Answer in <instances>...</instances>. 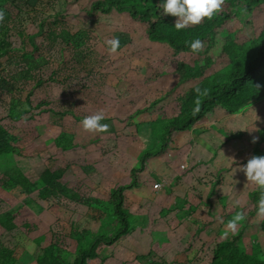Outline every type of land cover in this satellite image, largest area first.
<instances>
[{
	"label": "rangeland",
	"instance_id": "1",
	"mask_svg": "<svg viewBox=\"0 0 264 264\" xmlns=\"http://www.w3.org/2000/svg\"><path fill=\"white\" fill-rule=\"evenodd\" d=\"M81 5L82 0H0V11L10 10L22 24L21 33L2 28L0 35L6 33L12 46L0 59V75L11 86L0 89V124L17 148L0 156V214L11 212L17 227H30L13 235L0 230V249L5 242L16 243L14 264H38L43 258L49 264H74L96 234L112 233L106 194L125 186L130 230L112 244L98 243L87 264H204L214 243L232 236H238L244 252L264 257L262 220L250 213L253 202L247 198L259 189L240 171L253 156L252 138L264 124V100L203 123L199 134H173L168 150L147 158L141 168L140 154L160 144L165 119L151 123L160 116L159 105L169 111V97L188 83L178 84L171 75L156 77L169 51L148 40L144 26L127 12L89 17L80 12ZM56 12L63 19L36 35L42 18ZM26 35L35 38L41 57H23L20 48L31 49ZM111 38L120 41L112 56L105 43ZM41 101L47 103L39 106ZM100 110L108 131H83L81 121ZM190 147L186 169L180 170L181 153ZM50 167L63 169L71 194L84 205L40 200L19 186L10 189L13 172L40 185L39 175ZM161 177L169 185L152 192ZM241 211L246 220L225 236L227 222ZM52 226L65 233L60 243Z\"/></svg>",
	"mask_w": 264,
	"mask_h": 264
},
{
	"label": "trees",
	"instance_id": "2",
	"mask_svg": "<svg viewBox=\"0 0 264 264\" xmlns=\"http://www.w3.org/2000/svg\"><path fill=\"white\" fill-rule=\"evenodd\" d=\"M164 0H82L80 12L94 17L98 14L127 12L130 19L140 22L145 29L146 36L151 42H159L169 51L161 60L160 74L171 75L178 84H187L181 92L170 98V109L159 105L158 117L151 120L165 119L159 136V147L155 150L143 151L139 156L141 168L147 158L162 155L172 144L171 136L181 133H200V125L221 115L241 111L245 107L264 100V0H225L223 10L213 16L205 18L200 24L176 30V17L163 15L161 5ZM15 10L18 7L14 5ZM2 11V10H1ZM4 20L0 23V35L3 29H13L21 33L20 24L10 10H3ZM61 13L42 18L38 23V34L43 33L46 24L55 26L62 20ZM20 24V25H19ZM237 24H240L238 27ZM0 36V59L12 46ZM27 36V35H26ZM25 36L26 44L31 49L20 48L24 58L35 59L41 57L39 45L35 38ZM5 38V39H4ZM199 39L204 43V50L198 54L191 51L190 44ZM28 61V60H26ZM10 82L0 75V89H9ZM36 87H32L26 96L30 103V96ZM197 89L200 92H197ZM41 101L38 105H45ZM198 109V111H197ZM43 111V110H41ZM156 111V112H157ZM195 131V132H194ZM254 143L253 156H264V124ZM14 136L0 124V156L13 154L17 151L13 144ZM131 175L136 179L135 170ZM40 185L31 182L22 172H13L10 189L19 186L27 194L36 192L40 200L67 199L82 203L83 198L71 194L70 187L64 178V171L60 168H45L39 175ZM217 178V177H216ZM5 183V182H4ZM7 184V183H6ZM14 184V185H13ZM125 186L112 189L106 194V201L110 207L109 217L114 219L112 233L96 234L88 248H82L74 264H87L95 256L98 243L112 244L127 234L130 230L132 215L126 208L123 191ZM260 191H251L248 201L253 202L251 214L257 213ZM92 201L86 200L85 203ZM260 229L264 234V220ZM30 227L25 224L19 228L14 223L11 212L0 214V230L13 235L14 230ZM23 230V231H24ZM21 233L22 230H21ZM51 234L55 243L65 238V233L52 226ZM79 237V236H77ZM16 242H20L15 236ZM0 249V264H14L16 243L5 242ZM92 260V259H91ZM38 264H49L43 258ZM57 264V263H53ZM204 264H264V257L246 253L238 245V236H232L221 242L214 243L205 254Z\"/></svg>",
	"mask_w": 264,
	"mask_h": 264
},
{
	"label": "clouds",
	"instance_id": "3",
	"mask_svg": "<svg viewBox=\"0 0 264 264\" xmlns=\"http://www.w3.org/2000/svg\"><path fill=\"white\" fill-rule=\"evenodd\" d=\"M225 0H164L161 5L163 15L176 17V30H181L189 26L200 24L205 18L212 19L213 16L223 10ZM4 20V12L0 11V23ZM108 54L116 55L120 49V41L118 38L106 40ZM192 53L198 54L204 50V43L196 39L190 44ZM138 63V62H137ZM199 93L200 90L197 89ZM198 111V109H197ZM105 113L100 110L92 115L86 116L82 121V129L88 133H104L108 131L109 125L101 123L105 119ZM247 130V129H244ZM258 137L252 138V143L258 141ZM245 176L247 183L255 185L260 196L257 204V221L264 220V156H252L248 159L246 165L240 167ZM159 187V186H157ZM240 201L236 200L235 205H239ZM246 220L244 212H237L235 216L227 222L224 235L229 232L235 234L240 227V222Z\"/></svg>",
	"mask_w": 264,
	"mask_h": 264
},
{
	"label": "built area",
	"instance_id": "4",
	"mask_svg": "<svg viewBox=\"0 0 264 264\" xmlns=\"http://www.w3.org/2000/svg\"><path fill=\"white\" fill-rule=\"evenodd\" d=\"M179 168H180V170L186 169V162L180 163ZM166 183H167L166 180H160V181L154 182L152 184L153 192H158ZM157 186H159V187H157Z\"/></svg>",
	"mask_w": 264,
	"mask_h": 264
},
{
	"label": "crops",
	"instance_id": "5",
	"mask_svg": "<svg viewBox=\"0 0 264 264\" xmlns=\"http://www.w3.org/2000/svg\"><path fill=\"white\" fill-rule=\"evenodd\" d=\"M191 150H192V147L189 148V150H188L189 152H188L187 150H183V152L181 153V155H182L181 162H186V163H187V161H188V156L191 154ZM186 151H187L188 153H187ZM160 180H162V177H161V178H157V180L154 181V182H157V181H160ZM154 182H153V183H154ZM153 183H152V184H153ZM168 183H169V182H168ZM168 183H167V184H168ZM167 184H165V185H164V186H163L158 192H160L163 188H165V187L167 186ZM168 185H169V184H168ZM150 189H151V191L153 192V190H152V186H151ZM158 192H154V193H158Z\"/></svg>",
	"mask_w": 264,
	"mask_h": 264
}]
</instances>
